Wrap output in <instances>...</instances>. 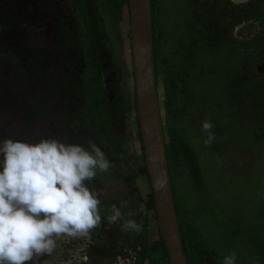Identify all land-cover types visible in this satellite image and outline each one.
<instances>
[{"label":"flooded vegetation","instance_id":"af4514ba","mask_svg":"<svg viewBox=\"0 0 264 264\" xmlns=\"http://www.w3.org/2000/svg\"><path fill=\"white\" fill-rule=\"evenodd\" d=\"M161 1L166 3V1ZM174 1L178 17L173 24V29L169 25V15L162 2L160 13V22L162 23L161 26H164V32L161 33L162 37L159 45V66L161 70L158 95L160 100V94L163 97L161 114L167 139L165 144L170 145L172 141L170 137L181 138L187 151L194 155V159H197L205 181V173L208 174L207 170L211 168L206 169L203 167L198 159V154L215 160L213 157L217 156L218 150L223 146L222 139L225 136L232 135L234 138L240 134L244 135V129L248 128L246 108L244 107L245 101L239 103L236 95L240 94L246 97L249 86L254 87L259 83L264 86V20H254V18L249 20H254L263 28V34L256 43L259 53L254 52L253 55L257 62L254 66L250 65L249 67L247 57L252 53L248 52V43L240 41L242 34L238 32V29H242L249 22L244 13L247 11L248 4L236 5L231 0ZM66 2L74 13H70V19L60 21L54 26L53 30L56 36L52 37L54 41L52 55L45 50H39L31 46L25 49L20 48L23 36L21 28L24 25L21 19L17 21L16 28L7 31L1 37L6 47L5 51L0 50V52L9 54L8 51L14 48L12 52L18 49L21 53L27 52L26 56L31 57V52L35 51L39 56H42L41 58L38 56L39 59L35 61L38 63L35 70L28 71L21 66L18 56L13 55L17 60L16 67L19 76L23 77L22 80L26 83L36 80V84L39 83L36 85L39 87H36L34 92H30L32 95L38 93L37 96L41 99L37 116L42 117L45 115L52 129L55 124L54 117L57 114H62L65 116V126L67 127L65 132L67 131L68 134L66 139L69 142L76 140L75 134L81 136L83 134V144L88 140L93 142L95 140L107 153L109 159L121 163V161L113 158V153L110 152L111 150L108 147L102 145L101 136L88 126L87 121L84 122L86 98L82 85L83 76L86 74L87 69V36L85 33L83 34V20L81 21L82 15H80L81 11L79 9L81 6L77 4L73 8L72 5L75 0H66ZM11 3L18 10L21 7V4L15 0ZM48 3L46 0H33L23 7L27 11L28 9L35 12L40 11L43 17H50L52 12L55 13V10ZM8 6L9 4H7ZM3 8L4 4L0 3V14L5 16V22L8 23L6 14L12 9L2 11ZM54 8L58 9V4ZM129 12L130 7L127 13L125 10L123 14L125 19L120 23L125 21L129 23L130 31L131 19ZM262 13L264 14V11ZM165 19L168 20V25L164 23ZM239 21L240 23H238ZM1 26L2 23L0 22V33L5 32ZM5 28H8V25ZM104 35L107 45L112 49L111 53H105L107 58L103 62L104 69L109 68L110 70L109 77L105 79H107V83L119 82L118 87L120 88L126 84L128 91L131 93L130 104L132 108L130 112L124 117L121 126L112 123L116 134L125 137V145L129 148L124 131L128 129L127 120L130 115H134V125L137 114L133 109L136 104V92L132 53L131 68L129 70L126 64H121L118 58L119 51L109 44L105 32ZM112 55H114V59ZM113 65L114 69L111 68ZM50 70L52 74H50ZM130 77L134 81L132 85L129 84ZM133 87L134 90H132ZM62 98L66 99L65 109L61 106ZM175 111L177 117L173 115ZM28 114L32 116L30 111H28ZM205 120L213 124L212 131L215 136L213 142L207 146L204 144L205 134L201 131V124ZM113 121L115 120L113 119ZM27 123H30V121ZM73 123L76 124L74 131L70 128ZM58 131L59 127L56 126L55 130L48 136L57 137ZM191 139H194L197 144L194 143L193 145ZM221 141L222 146L220 145ZM132 155L134 154H130L129 150V156L132 157ZM122 163L127 168L130 167L126 164V160H123ZM262 199L256 201L260 203ZM101 204L104 205L102 202ZM256 211H258V223H260L262 219L264 220V205L260 209L256 207V210H252L253 215ZM100 214L102 215L101 211ZM242 224H240V227ZM240 227L234 226L231 230L237 231Z\"/></svg>","mask_w":264,"mask_h":264},{"label":"trees","instance_id":"16d2710c","mask_svg":"<svg viewBox=\"0 0 264 264\" xmlns=\"http://www.w3.org/2000/svg\"><path fill=\"white\" fill-rule=\"evenodd\" d=\"M14 0H0L4 4L2 11L11 10L10 16L7 18L8 23L5 22V17L0 14V22L2 28L5 30L0 33V50L5 51V47L1 37L7 31L16 28L18 20L27 15V10L23 7L28 2L33 0H15L21 7H14L11 3ZM161 0H151L152 8V25H153V48H154V64L156 87L160 90V70L159 61V45L163 31L161 26ZM7 4L9 6L7 7ZM80 5V15L83 20V34L87 36L86 51H87V69L83 76V91L85 96V118L95 132L101 137L102 145L108 147L113 153V158L130 166L132 173L135 175L145 176L150 186V192L143 198L138 192L131 197L130 201L111 199L104 200L100 211L102 212L101 223L96 227V231L100 233L101 237L106 241L105 248H98L101 257L110 256L112 259L117 257H126L128 252L134 253L132 260L133 264H170L168 253L162 242L160 233H158L157 240L152 239L150 229V218L157 219L155 202L153 198L150 179L147 171L146 160L144 159V146L140 133V123L136 114L134 119V129L140 144V156H129V148L125 145V137L116 134L115 125L121 126L124 117L130 112L132 106L131 93L128 91L127 85L118 87L119 82L114 81L107 83L106 77H109L110 70L104 69V61L107 54L112 52V49L107 45L104 35V17L108 16V21L112 28H116L120 22L125 19L123 15L129 9V0H75L72 5ZM264 0H259L258 3H249L245 18L247 21L254 18V20H264L263 9ZM14 7V8H13ZM103 14V15H102ZM18 17V18H16ZM110 17V18H109ZM23 20V19H22ZM241 21V20H240ZM240 21L238 23H240ZM235 23V22H234ZM206 24V23H205ZM8 25V28H5ZM64 31V30H63ZM260 37L253 40L250 45H256ZM4 48V49H3ZM14 49V48H12ZM9 54L17 55L19 63L28 71H34L38 63L35 61L41 58L37 52L32 51L31 57L26 56V53H21L18 49ZM39 56V58H38ZM113 59H114V55ZM108 57H110L108 55ZM112 61V60H110ZM115 65V63H114ZM114 65L111 67L114 69ZM76 84V83H75ZM134 90V87L132 88ZM245 95H236L239 103L245 101L246 117L248 128L260 129L261 134L256 133L255 140L257 142L264 141V86L260 83L257 86H249ZM162 108V106H161ZM135 113L137 112L136 104L133 107ZM177 117V112L173 113ZM113 119L116 121H113ZM164 129V128H163ZM164 131L165 143L167 142ZM172 139L170 145H166L167 161L169 165V172L171 178V185L173 190V197L175 203V210L178 220V226L181 236L182 248L184 251L187 264H222L224 256L235 253L236 264H264V228L261 229L263 234L258 231L250 229L252 241L246 242L245 233L241 230H218L213 237L218 238L217 244L212 245L209 241L203 238L201 232L198 230L196 221L202 216L209 214L206 209V202L202 197L206 196L205 181L201 174V170L197 159L194 155L187 151L186 145L183 144L182 139L178 137H170ZM183 146V147H182ZM179 181H183L182 189L186 195L183 202L177 199V193H181L177 189ZM191 181V182H189ZM202 198V199H201ZM191 200V202H190ZM185 203L193 207L191 210H186ZM123 205V206H122ZM114 206L121 215L115 222L109 223L107 216L112 215L111 207ZM143 206V210H141ZM208 218V217H206ZM134 219L141 225L139 232H132L124 230L122 223L125 220ZM228 229V228H227ZM246 232V231H245ZM260 239V240H259ZM111 245V246H109ZM110 247V248H109ZM111 249V250H110ZM88 264V263H86Z\"/></svg>","mask_w":264,"mask_h":264},{"label":"rangeland","instance_id":"374dc122","mask_svg":"<svg viewBox=\"0 0 264 264\" xmlns=\"http://www.w3.org/2000/svg\"><path fill=\"white\" fill-rule=\"evenodd\" d=\"M46 1L55 10V13L52 12L54 15L51 13L50 17H43L40 11L35 12L34 10L28 9L27 15L29 17L21 18V20L23 19L24 25L21 28L23 36L20 48L25 49L31 46L39 50H45L48 54L52 55L54 43L52 37L56 36L53 28L58 22L70 19V13H74V11L73 9L70 10L66 0ZM163 1H166V3H162L169 15V25L173 29V24L178 17L175 1ZM231 1L236 5H246L249 3H258L259 0ZM57 4L59 8L55 9L54 6ZM6 15L7 19L10 16V12ZM103 16L105 19L104 32L106 38L109 44L119 51L118 58L121 64H126L130 70L131 49L129 23L125 21L118 24L116 28H112L106 15ZM168 20H164V23L167 25ZM238 32L242 34L240 41L242 43H248V52L252 53L247 57L248 66H254L257 62L253 56L254 52H259L257 44L250 45V43L253 39L262 36L263 28L253 20L246 23L242 29H238ZM16 63L17 60L12 55L0 52V139L8 137L25 140L37 139L41 136L51 134L56 126L59 127L57 137L66 139V135L68 134L67 131L65 132L67 128L65 126V116L57 114L54 117L55 124L52 129L45 115L42 117L40 115L37 116L39 114L41 99L37 96L38 93L32 95L30 92H34L35 88L39 87L36 86L39 83L36 84V80L28 81V83L22 80L23 77L19 76ZM50 74H52L51 70ZM133 82V78L130 77L129 84L132 85ZM160 98L161 100H159L162 104V94H160ZM65 102L66 99L62 98L61 106L63 109L66 108ZM28 111L32 113V116L28 114ZM133 117L134 115L131 114L128 118V129L124 131V135L128 139L130 154L139 157L140 144L134 129ZM28 121L30 123H27ZM259 130L257 128H247L244 129V135L240 134L234 138L232 135L225 136L222 139L223 146L221 141L220 145L222 147L218 150L217 156L213 157L215 160L198 154V159L203 164V167L211 169L207 170L208 174L204 171L206 196L202 197L206 202L205 207L208 209L209 214L199 218L196 223L199 224L198 230L201 232L203 238L207 240L209 237L212 245L217 244L218 238L213 236L217 234L219 229L230 230L234 226L240 227L241 223L243 224L239 230L245 233L246 242L253 240V236L247 234L252 232L250 231L252 228L253 230L257 228L255 231L263 234L261 229L264 228V220L262 219L258 223V211L254 215L252 212V210H256V207L260 209L264 205V141L257 142L255 140L256 133L261 134ZM75 135L76 140H73V142L83 143V134L82 136ZM95 143L97 144V142ZM191 143L193 145L194 143L197 144L194 139H191ZM86 145L87 141L85 143ZM105 154L107 156L106 152ZM109 160L112 165L109 171L104 173L98 172L94 181L95 186L102 190L100 197L102 203L104 200L110 201L111 199L125 200L128 202L135 192H138L143 198L150 192V186L145 176L135 175L122 162H113L111 158ZM183 183V181H179L176 187L181 192L177 193V199L182 202L186 197L182 189ZM261 198H263L262 201L258 203L257 201ZM100 205L102 204L100 203ZM184 207L186 210L193 208L191 203H185ZM111 210L114 211L116 209L112 206ZM149 218V230L151 231L152 239L157 240V219L154 220L151 216ZM105 246L106 241L96 229L91 230L87 237L71 238L61 236L57 238V247L53 254L41 257L42 264H133L135 261V259L132 260L134 253L130 251L126 257L120 258L119 256L116 259H112L109 255L101 257L98 248H105Z\"/></svg>","mask_w":264,"mask_h":264},{"label":"clouds","instance_id":"9594fccd","mask_svg":"<svg viewBox=\"0 0 264 264\" xmlns=\"http://www.w3.org/2000/svg\"><path fill=\"white\" fill-rule=\"evenodd\" d=\"M213 127L208 120L201 124L206 146L215 139ZM111 166L92 140L85 146L53 136L0 139V264H42L58 237H87L102 219V190L94 181ZM120 215L114 210L106 219L111 223ZM122 227L141 230L134 219ZM222 264H236L235 253L224 256Z\"/></svg>","mask_w":264,"mask_h":264},{"label":"water","instance_id":"95a60500","mask_svg":"<svg viewBox=\"0 0 264 264\" xmlns=\"http://www.w3.org/2000/svg\"><path fill=\"white\" fill-rule=\"evenodd\" d=\"M129 7L137 115L144 146V159L155 202L158 231L170 264H187L178 231L169 165L166 159L161 103L156 87L151 0H129Z\"/></svg>","mask_w":264,"mask_h":264}]
</instances>
